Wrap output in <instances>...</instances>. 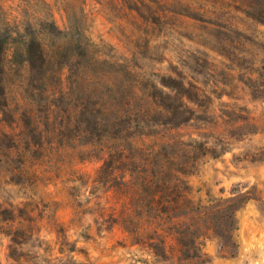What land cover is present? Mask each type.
Returning <instances> with one entry per match:
<instances>
[{
  "label": "rangeland",
  "instance_id": "obj_1",
  "mask_svg": "<svg viewBox=\"0 0 264 264\" xmlns=\"http://www.w3.org/2000/svg\"><path fill=\"white\" fill-rule=\"evenodd\" d=\"M3 17L52 21L61 30L80 33L109 54L104 56L109 61H128L145 84L160 85L162 78L181 74L197 86L201 111L178 132L213 144L216 139L206 138L212 134L230 144L219 156L200 161L189 177L193 197L206 202L245 194L246 203L237 213L232 253L209 237L202 262L193 257L194 248L191 257L182 256L170 237L169 253L156 260L119 226L98 231L99 200L91 191L102 162L72 147L80 141L63 139L58 145L54 135L47 138L59 151L36 159L22 174L17 149H7L10 142L1 136L19 133L22 121L20 126L18 120L0 121V147L11 154L0 160V210H10L0 224L12 230L7 235L0 225V264H264V153L259 158L264 150V93L259 91L264 0H0V22ZM18 86V77L10 75L11 106H21L16 117L26 103ZM40 104L34 113L41 127H58L57 114L41 111ZM242 114L253 118L255 133H232ZM14 231L23 243L12 241Z\"/></svg>",
  "mask_w": 264,
  "mask_h": 264
},
{
  "label": "trees",
  "instance_id": "obj_2",
  "mask_svg": "<svg viewBox=\"0 0 264 264\" xmlns=\"http://www.w3.org/2000/svg\"><path fill=\"white\" fill-rule=\"evenodd\" d=\"M90 41L80 33L61 30L52 21L20 23L2 18L0 121L18 120L20 126L21 120L23 126L17 134L9 136L3 131L1 136L10 142L7 149H17L21 173L36 159L59 151L47 138L54 135L58 145L73 138L80 142L72 147L79 146L87 158L102 162L91 191L99 200L95 213L98 231L119 226L133 245L148 250L156 260L169 253L170 237L182 256L191 257L194 248L193 257L202 262L206 260L204 241L209 237L219 239L231 252L237 213L246 203V195L196 200L189 181L201 160L219 156L230 141L207 134V139L217 140L211 144L178 132L201 111L199 88L181 74L162 78L161 86L145 84L128 61H109L104 57L109 54ZM110 66L114 69L108 72ZM10 75L18 77L20 95L26 102L18 117L21 106L12 107L9 99ZM259 76V91L264 93V66ZM36 102L41 103V111L57 114L58 127H41L34 113ZM238 118L242 124L235 126L233 134L256 132L252 117L242 114ZM3 151L0 147V160L11 155ZM263 153L259 152V158ZM9 211L0 210V221L10 218L5 216ZM0 225L5 232L12 231ZM13 233L12 241L23 243Z\"/></svg>",
  "mask_w": 264,
  "mask_h": 264
}]
</instances>
